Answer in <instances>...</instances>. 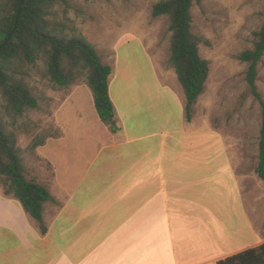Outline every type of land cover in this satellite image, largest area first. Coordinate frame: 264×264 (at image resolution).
Masks as SVG:
<instances>
[{"label":"crops","instance_id":"crops-1","mask_svg":"<svg viewBox=\"0 0 264 264\" xmlns=\"http://www.w3.org/2000/svg\"><path fill=\"white\" fill-rule=\"evenodd\" d=\"M149 72L113 70L116 132L87 84L61 99L36 149L53 200L37 222L0 195V264H218L264 244V181L246 199L220 131L191 128L172 76Z\"/></svg>","mask_w":264,"mask_h":264},{"label":"rangeland","instance_id":"rangeland-1","mask_svg":"<svg viewBox=\"0 0 264 264\" xmlns=\"http://www.w3.org/2000/svg\"><path fill=\"white\" fill-rule=\"evenodd\" d=\"M160 1L71 0L69 7L56 8L51 22L57 25L59 35L84 36L113 70L134 67V75L140 77L148 76L150 66L156 65L160 75L172 76L174 90L184 96L170 63V20L153 16V7ZM192 18V30L202 40L200 54L209 62L210 74L199 105L193 110L191 121L188 118L187 121L191 128L213 127L220 131L248 199L253 180L258 178L255 170L260 142L264 140V115L247 80L248 65L239 56L253 48L255 33L264 24V0H203L194 5ZM258 70L257 90L264 100V57ZM27 72L26 81L38 101V108L21 117L3 113V121L17 139L26 179L47 186L44 179L51 176V167L37 156L31 145L34 140L59 133L54 124V111L73 86L86 82L80 78L68 88H57L47 78L43 62L27 68ZM4 189L0 178L2 196Z\"/></svg>","mask_w":264,"mask_h":264},{"label":"trees","instance_id":"trees-1","mask_svg":"<svg viewBox=\"0 0 264 264\" xmlns=\"http://www.w3.org/2000/svg\"><path fill=\"white\" fill-rule=\"evenodd\" d=\"M71 0H0V178L4 195L19 201L34 220L43 219L44 204L53 197L48 186L28 181L15 135L8 132L3 113L21 117L38 108V101L27 84V68L43 62L53 86L68 88L78 79L91 89L95 107L103 123L118 131L110 96L112 66L103 62L96 48L84 36L71 38L57 34L51 22L58 6L69 7ZM203 0H162L153 7L155 18L170 20L171 59L187 99V118L193 105L206 89L210 64L200 54L202 40L193 33L192 9ZM264 57V24L255 33L252 49L239 59L248 65L247 80L259 100L264 115V100L257 90L258 66ZM48 137L34 140L32 150L45 144ZM264 181V140L260 142L255 170ZM218 264H264V244L220 260Z\"/></svg>","mask_w":264,"mask_h":264},{"label":"water","instance_id":"water-1","mask_svg":"<svg viewBox=\"0 0 264 264\" xmlns=\"http://www.w3.org/2000/svg\"><path fill=\"white\" fill-rule=\"evenodd\" d=\"M264 138V137H263Z\"/></svg>","mask_w":264,"mask_h":264}]
</instances>
